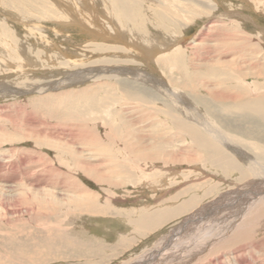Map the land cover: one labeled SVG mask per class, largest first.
Returning a JSON list of instances; mask_svg holds the SVG:
<instances>
[{
	"label": "rangeland",
	"instance_id": "obj_1",
	"mask_svg": "<svg viewBox=\"0 0 264 264\" xmlns=\"http://www.w3.org/2000/svg\"><path fill=\"white\" fill-rule=\"evenodd\" d=\"M112 24H117L115 29L119 32L115 41L107 39L115 35ZM140 42L147 46L154 44L157 53L152 65L157 70L154 74L161 78L150 84L134 79L128 71H119L122 75L117 78L106 77L110 66H128L137 70V74L153 75L141 58L132 59L130 49ZM175 46L179 48L178 67L169 69V64H173L171 57L165 59L168 65H156L155 59L160 58L161 53H171ZM175 68H180L181 72ZM85 72L103 73L105 77L98 80L91 76V81L40 94L36 90H25L26 79L40 87L55 81L57 84L66 79L67 74ZM229 74V85L236 90L219 91L218 97H207L208 92L202 87L194 92V97L185 93L193 105L212 119H208L212 139L197 130L201 138L197 140L204 145V138L209 139L213 149L201 144L197 146V155L192 151L196 145H192L190 136L167 120L163 104H168L179 118L189 123L193 120L184 111L177 112L174 107L177 103L170 97L165 98L156 83H162V78L166 83L167 79L179 78L176 85L179 86L185 80L183 77L206 76L222 88L224 84L219 81L226 84ZM237 76L242 77L243 84ZM263 76L264 0H0V182L10 187L15 185L0 189V264H27L21 261V254H33L32 244L44 242L38 239L46 236L43 227L37 224L55 221L47 218L48 215L14 213L18 208L24 210L36 205L38 200L32 197L31 188L38 190L40 199L54 203L55 196L60 198L59 194H63L66 198L71 189L81 186L100 196L98 204L107 207V213L99 215V220L77 215L78 220L70 225L80 232L75 235L79 236L75 243L94 252L92 258L83 254L84 260L82 254L78 256L72 251L64 258L43 255L35 264H82L88 260L85 264H130L136 257L155 249L161 238L167 235L170 238L173 228L183 226L182 235L177 233L173 240L190 235L189 226L203 228L205 224L199 219L192 222L183 219L193 211L201 210L206 214L210 201L222 193L237 191L216 201L217 208L227 209L225 213L243 208L242 200L250 192L244 190L257 188L253 187L257 179L250 176L242 159L258 161L256 163L264 168V155H257L264 152V119L258 115L264 113V108L259 100L251 104L244 96L257 98L264 93L260 86L264 83ZM176 86L172 84L169 89ZM126 92L137 93L141 100L139 105L136 99L125 97ZM91 100L98 105L91 117L97 118L95 123L89 121L90 113L81 112L92 111ZM78 112L82 115L78 116ZM83 119L86 120L84 125ZM106 125L111 126V133H106ZM65 134L75 137L70 139ZM60 138L73 140L75 144L71 149L79 153L85 148L84 154L80 152L83 155L75 158L67 152L68 157L65 154L62 157L57 153L61 149L65 151ZM91 139H96L93 146L89 143ZM119 142H128L133 149L156 145L163 155L155 160L123 156L116 147ZM229 146H234L235 150L231 151ZM93 147L98 148V152H91ZM19 156L23 160H19ZM231 161L235 167L229 170L220 167L230 165ZM55 203L68 205L62 198ZM161 208H169L172 213L160 223L150 221L139 227V219ZM216 218L209 216L206 221ZM181 222L185 226L187 223L185 229ZM201 236L211 237L212 234ZM254 236L255 239L264 237V228ZM169 241L170 245L174 243ZM231 249L230 246L226 249L228 253L220 250L225 259L222 264H233L234 255L240 258L241 252L234 250L233 253ZM242 259L246 260L245 255ZM249 260L253 261L250 258L247 262ZM206 263L209 261L200 264Z\"/></svg>",
	"mask_w": 264,
	"mask_h": 264
},
{
	"label": "bare ground",
	"instance_id": "obj_2",
	"mask_svg": "<svg viewBox=\"0 0 264 264\" xmlns=\"http://www.w3.org/2000/svg\"><path fill=\"white\" fill-rule=\"evenodd\" d=\"M77 5H79V4H77ZM113 25L114 24H112V26ZM116 26H117V24L114 25L113 28L111 27L114 30L115 35L112 36V37H109L108 36L107 39H111L112 41H115L116 38L119 36V32H116V29H115ZM106 34L108 35V33H106ZM136 42H138V41H136ZM136 44L137 45L135 47H133V49H130V50L133 51V54H132L133 55L132 57H134V58H132L133 61L135 60L136 57L139 58V59L141 58V60H143L142 62H144L148 66L147 68H150V70L153 71V75H148L147 72L144 73V74H142V73L141 74H137L136 73L137 70L134 71L131 67H128V66L127 67L126 66L125 67H123V66H119V67H117V66L113 67L112 66L111 67L110 66L109 69L107 68L108 71L110 72V74H107V75H105L103 73H99L97 75H93L91 72H85L83 74L76 73L75 75H73V73H72L71 75L70 74H67L68 77H66V79H69V82H66L67 80L66 79H63V80H60L59 82H57V84H55V82H56L55 81L54 83H51V84L49 83L50 85H40V87L37 86L38 84L35 85L33 82H30V81L28 82L27 79H26V81L24 82V86L26 87L25 90H36V91H39V93L38 92L37 93L40 94V93H42V91H46V90L49 91V89L50 90H53V89L58 88V87L64 88L66 85L81 83V82H85V81H88V80L91 81L94 77L97 78L98 80L100 78H102V77H105V76L106 77L108 76L109 78H115V77L117 78L119 75H122V74H118L119 71H121V72H124V71L127 72L128 71V73H132L134 75V79H137V78L138 79H142V81L144 80L145 82H148L150 84H152L153 82H157V80H159V78H161V77H160L159 74L158 75L157 74H154L155 71L157 73V70L152 65V63H153V57H155V55H156L155 53H157L156 52L157 50H155V48H153V45L154 44L153 43H150L148 46L145 45V44H142V42L136 43ZM125 46H126V44H125ZM172 49L173 50H171V53H168L166 55H164L163 53H161L164 56L160 54L159 55L160 58L155 59L154 62L156 63V65L157 64L158 65H168L169 63H167V61L165 59L167 57H171V59H172L171 63L173 62V64H169L170 67H171L169 69L174 68V66L175 67H178V65H176V64L179 62V59H178L179 58V50H178L179 48L177 46H175ZM136 69H137V67H136ZM99 70H103V69H99ZM175 70L177 72H181V69L180 68H175ZM258 73H261V72H258ZM258 73H257V75H258ZM246 74H247V72H246ZM87 75H89V77L86 78V79H83ZM146 75H148V76H146ZM183 78H185V80L179 86H176L177 84H179L178 83V79L179 78L177 80H168L167 79V83L162 78V83H156V84L159 85L157 87V89H160L161 93H163V95L165 96V98L170 97L172 101H174V102L177 103V105L174 106L177 112H179L180 114H182L183 111H184V114L186 116L190 117L193 120L192 123H189L186 120L179 118V116L170 108V106L168 104H163V112H164L167 120L171 124H173L178 130L184 131L187 135L190 136L191 140L193 141L192 142V145L194 146V143L196 145V146H194V149L192 151H194L198 155L199 154L198 147H201V144L203 142L200 143L197 140V139H201L199 137L200 134H198V131L197 130H201L202 132H205L208 135V138H209L210 137L209 133L212 131V129H211V127L209 125V122H208V119L209 118L205 115V112L203 110L197 108L195 105H193L191 103V100H189L185 96V93L189 94L190 96H193V94H195L194 92H196V91L198 92L199 91L198 89H200V87H202V88L205 89V91L208 92L207 97H210V96L211 97H215V96L218 97V95H220L218 93L219 91L220 92H223V91L231 92L232 90H236V88L235 89H231V87L229 85L231 83L230 74L228 76V80H227L226 84L223 81H221V80L219 81V83L224 84V87H222V88L217 87L218 83L211 82L208 79V77H206V76H204V77L197 76L196 79L191 78V77H189V78L188 77H183ZM183 78H181V79H183ZM241 78L242 77L237 76V80L241 81L242 84H243L244 81H242ZM47 82H49V81H47ZM93 82H95V81H93ZM232 82H234V81H232ZM167 84L169 86H171L173 84L176 87L175 88L172 87V89H169V86ZM239 84H240V82H239ZM163 86H165V88H163ZM260 86L262 88H264V83L261 84ZM238 87H239V85H238ZM241 91H244V88ZM262 94L258 95L257 98H250V96H249V98L244 96V98H245V100L247 102H249L251 104H255V103H257V100H259L260 101L259 102V105L264 108V93H262ZM231 96H233V95H231ZM240 96H242V95H240ZM240 96H237V98L240 97ZM83 97H84V95H83ZM95 97H96V95H95ZM125 97H128V99H131V100L136 99L135 101H136L137 105H139V101H141L140 100V96L137 95V93H132V92H128L127 93L126 92ZM199 97L201 99V96H199ZM55 98H56V95H55ZM232 98H236V97H232ZM241 98H243V97H241ZM244 98L242 100H244ZM248 99H250V100H248ZM54 102H55V100H54ZM127 103H128V101H127ZM89 104L92 107V111L86 112L85 110H82L81 112H83L82 113L83 115H86V113H90V115H91L90 118H91L92 115H93V112H97V110L95 108H97L98 105L93 100L89 101ZM134 104H135V102H134ZM45 105H46V103H45ZM211 108L213 109L214 107H211ZM239 113H245V112H239ZM248 113H251V112H248ZM82 114L81 113L79 114V112H78V116H80ZM258 115H259V118H261V120L264 119V113H261V114H258ZM84 119H86V118H84ZM84 119L82 120L83 121L82 122L83 125L86 124L85 123L86 120H84ZM96 120H97V118L96 117L95 118L93 117L89 121H91V122L94 121L93 123H95ZM209 120L212 121V119H209ZM106 126H108V125H106ZM84 128H86V127H84ZM107 129H108V132L106 131V133H111L110 130H112V128H111L110 125L107 127ZM127 133H129V132H127ZM132 134H134V132ZM132 134H131V136H132ZM206 134H204V135H206ZM88 135H90V134L88 133ZM129 135H130V133H129ZM65 137H68V138L70 137V139H71L72 137H75V136H72L71 134H65ZM90 137H92V135ZM64 138H60V139H62V142L63 143H62L61 146H63L65 148V151L63 152L62 149H61V151L59 150L57 153H60V155H62V154H65V153L69 152V155L71 154L75 158H77L78 156H81V155L84 154L82 151L85 148H81V149L79 148L80 149V152L83 153V154H81L80 152L79 153L78 152H75L73 149H71V145L75 144V143H73L74 141L73 140L71 141L68 138H66V139H64ZM87 138H89V136ZM210 139H212V138L210 137ZM204 140L206 141V143H204V145L202 144V146H205L208 149H213V148H211L212 147V143L209 142L210 140L209 139H205V138H204ZM94 142H96V139H94V140L91 139L89 143L91 144V146H93L94 145ZM127 143L128 142H126V143L119 142L117 144V146H116V147L120 148L121 152L123 153V156L124 155H128V156H132L134 159H145V160L154 158V160H155V158L156 159L157 158H160L163 155V152H162L161 148H156V145H154L153 148H152V146H151V148H148V147H144L143 146V147H140L138 149H133V147H130L131 144L128 146ZM80 145H83V144H80ZM113 146H115V145H113ZM257 146H259V145H257ZM229 149L231 151H234L235 150V147L234 146H229ZM105 150L109 151L108 148H106ZM93 151L98 152V148L95 149V147H93V149L91 150V152H93ZM95 152H94V154H95ZM195 153H193V154H195ZM193 154H191V155H193ZM257 155H258V157L263 156L264 155V152H260ZM62 157H64V155H62ZM66 157H68V156L66 155ZM66 157H65V160H66ZM39 158H40V156H39ZM93 158H94V156H93ZM170 158H171V156H170ZM19 160H23V159L20 157ZM256 162H258V161H256ZM256 162H254L251 159H247V158H243L242 159V163L247 168L248 172L250 173V176L251 175L252 176H255V178L257 179V180H255V181H257L256 186L255 185L253 186V187H257V188H251V189L249 188V190H244V191H250L248 193V195L250 197L248 196V197L244 198V200H242L243 203H241V204H244L243 205V208L241 206L240 209L231 211L229 213L228 212L225 213L224 211H226L227 209H225V208L224 209L223 208L221 209L220 208L221 206H218V208H219L218 209L217 208V205H218L217 202L223 200V197L225 196V194H231V193H235L237 191L231 192V193H228V192L222 193L216 199L210 201V203L208 204V207L209 208H207L205 210V212H207L206 214H204L203 212H201V210L198 213H196L195 211H193L187 217L184 218L185 220L183 219V221H185V222H188V221L192 222V221H196V219H199V222L200 223L203 222L205 224L203 228H198L199 225L197 227H194L190 223L193 226V227L189 226V228H188V230H190V232H189L190 235L187 233V235L185 237V234H184L186 232L185 231L183 233L184 235L180 239L182 241H180V240H173L171 238H173L177 233H180L182 235L180 228H182L183 226L182 227H178V228L177 227L176 228H173L172 234H171L170 238L168 237L169 235L165 236L166 239H165V237L161 238V240L159 241L161 243L157 244L156 248L154 247L155 249H153V250L151 249L152 251H149L147 255H144V256L140 255L139 257H136V259H134L132 262H130V264H200V263H202L204 261L205 262L206 261H209V264H222L221 262L222 261H225V259H223L222 255L220 254V250L223 249V251H226V249L229 246L232 248L231 249V252L234 251V250H236L237 252L240 251L241 252L240 254L243 255V256L245 255V259H246V260L242 259L243 256H241V255H240V258L238 256L234 255L233 256V258H234L233 261L234 262L232 261L233 264H239V263L240 264H252L253 261L254 262L256 261L255 264H264V237L261 236L262 238L255 239V236H254V234H257L259 230H262L264 228V168H263V166L259 165V163L257 164ZM98 165H96V167H98ZM220 167L223 170H227V169L229 170V168L235 167V164H234L233 161H231L230 165H225V166H220ZM231 170H233V169H231ZM236 173H238V175H239L240 172L238 171ZM1 178H2V176L0 177V180H1ZM9 178H10V176H9ZM71 178H72V176H71ZM36 181H38V180H36ZM52 181H54V180H52ZM252 181H253V179H252ZM248 185H250V184H248ZM2 186L3 187L4 186H7L8 188H13L15 185H12L13 187L12 186L10 187L9 184L7 185V183L5 184L4 182L3 183L0 182V189H2ZM239 186H240V184H239ZM250 186H248V187H250ZM72 187H73V184H72ZM31 189H33L32 190L33 192L31 191L33 193L32 197L34 199H37L38 200L36 202V205L35 206L30 205V207L27 206V207L24 208V210L23 209L20 210L19 208L18 209L15 208L17 211L15 210L14 213H17L18 214V213H22L21 211H24L25 213L26 212H30V213H34V214H37V215H43L44 217H45V215L46 216L48 215L47 218L50 219V217H52V218L55 219V221L54 222H44V223H38L37 224V225H41V227H43V229L45 231V232L44 231L43 232L46 235L45 237L42 238L43 240L42 239H38V242L39 241H44V242H42L40 244H36L35 243L36 245L32 244V246H33V248H32L33 252L32 253L33 254H27L26 256H24L23 254H21V261H23V263H27V264H31V263L35 264V262L38 261V260H40L41 259V256H43V255H45L47 258H48V256H50V257H53L54 259H56L55 256H62V258H64L67 254H70L71 255V253H73V252L74 253H77V255H78V253H80V254H82V256H83V254L89 255L88 258H90V256L92 258V254L94 252L91 253V250H87V249L84 250V248L82 246H77V244L75 243V241L77 239H79V236L77 237L75 235L76 234L77 235L80 234V232L76 229V227H71L70 225H72V221L73 220L77 219L76 218L77 215H81V216H88L89 215L92 218V221L101 219V217H99V215L101 216L103 214V216H104V213L105 214L107 213L106 212V209H105L107 207L104 208V206L106 204L105 205H101V206H100V204H98L97 198L100 197V196H97V194H94L93 191L92 192H89L90 190L89 191H86L85 188H83V187L80 186L78 188L76 187L74 191H73V189H71L72 190V191H70L71 194L68 195V196L66 195V198L64 197L63 194H59L60 195L59 196L60 198H58V197L55 196V198L53 199L54 203L53 202L52 203H48V201H45L44 198H41V199L39 198V195L40 194L38 193V190L36 188H31ZM42 190H44V189L42 188ZM240 190L243 191L241 188H240ZM61 198L62 199H65L67 201V204L68 205H66V204L65 205L64 204H61L60 205V203H55V202L61 201ZM189 201H191V200H188V202ZM237 206H239V205H237ZM170 208H172V207H170ZM172 210H174V209H172ZM108 211H110V210H108ZM173 212H175V211H173ZM171 213H172V211L169 208H161L158 211H156L154 214H150V215H148L146 217H143L141 221L138 218L139 219V227H144V225L146 223H149L150 221H153V224L154 223H157L162 218L170 216ZM175 214H177V213H175ZM219 214H220V216H219ZM204 215H206V216H204ZM69 216H73V217H69ZM199 216H201L202 218L199 217ZM209 216L210 217H217V218L215 220H213V221H206ZM79 219H80V217H79ZM183 224H184V222L183 223L181 222V225H183ZM194 224H195V222H194ZM197 224H199V223H197ZM137 226H138V224H137ZM87 227H86V229H87ZM185 227H187V223H186V226L184 224V229H185ZM202 234H205V235L212 234V236L211 237H205V236L202 237L201 236ZM92 235H94V234H92ZM73 236L75 237L74 242L72 241V237ZM169 240L174 241V243L170 245V241ZM183 240H185V241H183ZM93 241H96V240H93ZM96 246H97V244H96ZM121 246H123V244H121ZM90 247H92V246H90ZM95 252H96V250H95ZM233 253H235V251ZM233 253H231V254H233ZM143 254H145V253H143ZM213 255H214V257H213ZM82 256L80 255L79 258H81ZM86 257L87 256H85V258ZM53 258H51V259H53ZM59 258H61V257H59ZM79 258H78V260H79ZM82 258L84 259V256ZM250 258H252L253 261L252 260H249L247 262V259H250ZM259 258H261V259H259ZM51 259H50V261H51ZM212 259H214V260H212ZM84 260H86V259H84ZM243 261L245 263H243ZM87 262H89V260ZM87 262H85V263H87ZM85 263H82V264H85Z\"/></svg>",
	"mask_w": 264,
	"mask_h": 264
}]
</instances>
